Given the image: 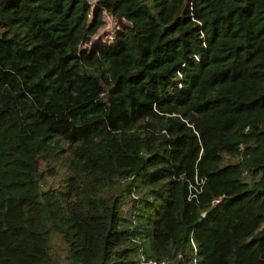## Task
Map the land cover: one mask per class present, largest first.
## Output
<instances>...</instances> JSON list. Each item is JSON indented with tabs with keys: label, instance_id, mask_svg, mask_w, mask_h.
I'll use <instances>...</instances> for the list:
<instances>
[{
	"label": "trees",
	"instance_id": "obj_1",
	"mask_svg": "<svg viewBox=\"0 0 264 264\" xmlns=\"http://www.w3.org/2000/svg\"><path fill=\"white\" fill-rule=\"evenodd\" d=\"M140 255L264 264V0H0V264Z\"/></svg>",
	"mask_w": 264,
	"mask_h": 264
},
{
	"label": "rangeland",
	"instance_id": "obj_2",
	"mask_svg": "<svg viewBox=\"0 0 264 264\" xmlns=\"http://www.w3.org/2000/svg\"><path fill=\"white\" fill-rule=\"evenodd\" d=\"M91 7L96 6V0H88ZM120 19L116 16H112L109 13L103 11L102 12V24L99 26L96 33H94L91 37V43L94 41L97 42H104L111 40L113 37V33L116 31V29L119 27ZM90 46V43H89ZM66 147V144H63ZM48 161H40V169L42 170V178L43 183L40 185L42 188L45 187H56L62 183V180L64 176L66 175V169L64 165L62 164V160L57 155L46 156ZM235 160V156L223 155V161H233ZM68 172V171H67ZM131 200L125 199L121 203V210L122 213L127 215V212L130 210L131 207ZM52 246L55 248V250H58L59 247H61V244H59V241L57 239V236L54 234L52 236Z\"/></svg>",
	"mask_w": 264,
	"mask_h": 264
},
{
	"label": "built area",
	"instance_id": "obj_3",
	"mask_svg": "<svg viewBox=\"0 0 264 264\" xmlns=\"http://www.w3.org/2000/svg\"><path fill=\"white\" fill-rule=\"evenodd\" d=\"M194 57L197 58V55H194ZM195 182L196 183L202 182V178H200L199 180H195ZM189 187H190V184H189ZM190 190L191 189L189 188L188 196L189 197L194 196V193H190ZM167 263H168V259L165 256L159 259H151V258H145L142 255H140L138 259V264H167Z\"/></svg>",
	"mask_w": 264,
	"mask_h": 264
},
{
	"label": "water",
	"instance_id": "obj_4",
	"mask_svg": "<svg viewBox=\"0 0 264 264\" xmlns=\"http://www.w3.org/2000/svg\"><path fill=\"white\" fill-rule=\"evenodd\" d=\"M201 214L203 215V214H204V212H201Z\"/></svg>",
	"mask_w": 264,
	"mask_h": 264
}]
</instances>
